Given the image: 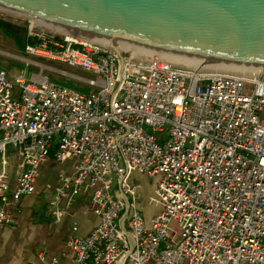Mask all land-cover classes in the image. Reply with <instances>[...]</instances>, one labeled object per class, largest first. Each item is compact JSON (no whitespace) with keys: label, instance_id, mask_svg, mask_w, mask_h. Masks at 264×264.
Returning a JSON list of instances; mask_svg holds the SVG:
<instances>
[{"label":"built area","instance_id":"obj_1","mask_svg":"<svg viewBox=\"0 0 264 264\" xmlns=\"http://www.w3.org/2000/svg\"><path fill=\"white\" fill-rule=\"evenodd\" d=\"M31 29L24 52L87 72L76 79L89 89L0 68V228L50 156L73 168L51 204L87 191L98 218L69 239L76 264H264V76ZM135 172L156 177L148 223Z\"/></svg>","mask_w":264,"mask_h":264},{"label":"water","instance_id":"obj_2","mask_svg":"<svg viewBox=\"0 0 264 264\" xmlns=\"http://www.w3.org/2000/svg\"><path fill=\"white\" fill-rule=\"evenodd\" d=\"M0 8L120 55L264 73V0H0Z\"/></svg>","mask_w":264,"mask_h":264},{"label":"crops","instance_id":"obj_3","mask_svg":"<svg viewBox=\"0 0 264 264\" xmlns=\"http://www.w3.org/2000/svg\"><path fill=\"white\" fill-rule=\"evenodd\" d=\"M46 169H54L51 180L38 187L37 179ZM72 170V162L57 163L49 156L40 167L33 193L22 195L17 200H9L11 222L0 228V264H48L53 259L58 264H76L68 246L69 239L86 235L98 220L91 210L89 193L81 191L71 199L62 197L57 200L55 206L62 209L60 219L46 217L44 214L48 200L56 199L55 190L59 175L71 173ZM136 174H145L135 172L131 176L138 185V208L143 215L146 208L139 203L140 184L135 179ZM148 177L153 181V191L156 177ZM159 207L158 205L153 213L149 211L148 218L154 215ZM72 226L74 229H71Z\"/></svg>","mask_w":264,"mask_h":264},{"label":"rangeland","instance_id":"obj_4","mask_svg":"<svg viewBox=\"0 0 264 264\" xmlns=\"http://www.w3.org/2000/svg\"><path fill=\"white\" fill-rule=\"evenodd\" d=\"M1 21L7 23L9 29L12 31V32H7L5 31L4 28L0 27V68L5 69L9 75L21 74L23 77L28 79L32 74L38 73L60 84L69 85L81 90L89 89L88 86H86L80 81H77L76 79V76L88 77L89 74L87 72H84L83 70L76 67L68 66L58 61L37 58L28 55L24 52L23 50L24 40L20 41V38L16 39L15 36H13L12 34L18 32L22 33L21 31H19L18 28L24 29L27 35L29 33V30H32L31 28L33 29L40 28L42 30H45L46 32L47 31L46 29L37 25L35 17L16 13L10 10H4ZM176 65H182V64H176ZM182 66H188V65H182ZM190 67H195V66H190ZM208 70L215 72H225V73L235 72V71H220L213 69H208ZM260 75L264 76V73H260ZM73 76H75V78ZM53 171L54 169H46L41 173L40 176L38 175L39 177L37 179L38 180L37 186L40 187L46 183H49ZM135 179L138 180L140 184L139 203L142 204L143 208H146L143 211V217L147 222L149 219L148 218L149 211L153 213L157 210L158 207L152 191L153 181L146 175H137V178ZM53 200L51 198L46 203L45 206L46 211L44 212L46 217L54 218L53 215L54 207L51 204ZM170 225L172 228H174L176 226V223L173 221ZM71 229H74V226H72Z\"/></svg>","mask_w":264,"mask_h":264},{"label":"trees","instance_id":"obj_5","mask_svg":"<svg viewBox=\"0 0 264 264\" xmlns=\"http://www.w3.org/2000/svg\"><path fill=\"white\" fill-rule=\"evenodd\" d=\"M0 27L4 28L5 31L7 32H12L10 29H9V26L7 23H5L4 21H1L0 20ZM19 31H21L22 33L18 32V33H15V34H12L13 36H15L16 39H19L20 38V41H23L24 40V44H23V48H24V45L25 43L27 42H32L34 41L33 38L29 35H27L26 31L24 29H20L18 28ZM25 32V33H24Z\"/></svg>","mask_w":264,"mask_h":264},{"label":"bare ground","instance_id":"obj_6","mask_svg":"<svg viewBox=\"0 0 264 264\" xmlns=\"http://www.w3.org/2000/svg\"><path fill=\"white\" fill-rule=\"evenodd\" d=\"M3 10H6V9H3ZM69 38H71V37H69ZM78 40V39H77ZM250 73H253V72H250ZM257 73H253V75H256Z\"/></svg>","mask_w":264,"mask_h":264}]
</instances>
